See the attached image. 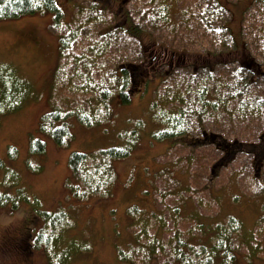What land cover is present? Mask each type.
I'll return each mask as SVG.
<instances>
[{"label":"rangeland","instance_id":"1","mask_svg":"<svg viewBox=\"0 0 264 264\" xmlns=\"http://www.w3.org/2000/svg\"><path fill=\"white\" fill-rule=\"evenodd\" d=\"M55 1L60 23L46 12L0 21V194L11 198L0 206V264H178V240L184 253H218L210 264H264V76L250 68L264 66V9L218 0L229 12L207 15V28L191 19L205 0ZM70 34L77 44L61 48ZM171 52L186 66L167 67ZM123 65L137 82L128 104ZM58 111L71 115L63 146L40 132ZM205 131L233 146L222 156ZM33 138L45 154L30 153ZM110 148L129 151L112 161L111 181L73 177L71 153L89 155L93 170L94 153ZM41 213L63 222L52 230ZM44 229L54 239L37 248Z\"/></svg>","mask_w":264,"mask_h":264},{"label":"trees","instance_id":"2","mask_svg":"<svg viewBox=\"0 0 264 264\" xmlns=\"http://www.w3.org/2000/svg\"><path fill=\"white\" fill-rule=\"evenodd\" d=\"M205 3L207 5V9L204 11L205 15L202 13H197L194 18L191 17V19H195L196 21L198 20H205L204 24L207 26H213L208 18L206 17L207 15L213 16L218 13L227 15L229 10L226 9L223 5H220L218 0H205ZM254 3L256 5H259L261 9H264V0H254ZM37 12H42V13H50L53 14V19L60 23V20L62 19V12L61 9L58 7L56 4L55 0H0V21L3 20H12V19H18L20 17L24 16H29L33 15L34 13ZM260 13L264 14V10L260 11ZM164 15V13H163ZM55 23V22H54ZM58 24L55 26H52V28H56ZM110 29V28H109ZM123 31L124 28H122ZM227 30V29H226ZM227 31H230L227 30ZM113 33L117 31H112ZM244 35V34H243ZM69 37H61L60 42H61V48L68 49L69 47L71 48L73 44H77V41L75 40L76 37H72L73 35H68ZM70 40H72V43H70ZM112 41V38L109 39V42L103 46L105 49L108 48V45H110ZM68 42V43H67ZM98 49V48H97ZM95 49H93L94 51ZM101 50L99 52V56L101 54ZM253 61V60H252ZM256 63L255 61H253ZM122 69H120V72L123 73L124 77V83H125V90H123L120 93L122 103L128 104L129 102V95L126 93L127 89L131 91V86L135 81L130 80V72L131 68L130 66H125ZM120 80L118 81V83ZM90 85H86L88 87ZM127 88V89H126ZM105 103H102L104 105ZM8 110H13V109H8ZM2 110L0 109V112ZM74 114V113H73ZM71 115H64L62 112H52L46 115L42 121L40 132H48L49 135L53 138L54 142L58 146H63L65 144V141L71 138V124L68 120V118ZM83 119V118H82ZM81 119V120H82ZM85 121H92L90 119V116L87 118H84ZM83 121V120H82ZM55 124H59L57 127L54 128ZM168 131H162L160 134V139H165V137H168ZM211 136V135H210ZM209 142L215 141L216 145L218 148L221 149H226L230 147L233 144H229L226 142V140L223 137H218L216 140L213 138H209ZM205 138V137H204ZM203 138V139H204ZM203 139H195L193 143H199L202 144ZM202 142V143H201ZM189 144V142H188ZM46 152V143L41 140V139H32L30 142V153L35 154V155H43ZM129 151L126 148H110L107 150L100 151L98 153H94L97 155V157H100L101 162L97 164V167L93 170L87 168V163L90 161L89 155L85 153H80V152H73L70 155L69 158V166L72 171L73 177H75L77 180H81L80 177L82 178L81 182L86 185L89 188H98V184L101 182L103 183L104 181H111V179L114 176V168H113V162L114 160L122 159L127 157ZM93 156L95 157V155ZM10 157H14V152L9 153ZM95 159V158H93ZM5 168L4 162L2 159H0V169ZM12 173L10 172V175ZM7 181V180H6ZM107 182V183H108ZM106 183V184H107ZM11 198L9 195L6 194H0V206L6 205L7 201H9ZM12 202V201H11ZM14 207L17 206V203H13ZM65 215V214H64ZM40 217H43L46 220H49V225H52L53 228L52 230L56 229V224H61L63 222V218L56 215V214H49V213H41L39 215ZM230 225L233 227V230L237 231L238 224L235 219L230 220ZM46 226V227H47ZM47 230L44 229V231H41V234L35 238V246L39 248L42 245H50V241L54 238H49L47 239L46 237V232ZM228 235H226L227 237ZM222 240L220 242L221 248L224 247L225 242L228 241L227 239ZM181 240L177 241V244L180 245L181 247L175 249L173 252V259L177 261L178 264H195L194 258H199L200 256L206 257V263L205 264H210L212 261V254L213 252L207 251V250H201L198 252H194L192 248L187 249L188 253H184L181 249L185 245L184 242H180ZM250 242L248 243V245ZM247 245V246H248ZM200 250V249H199ZM218 253H214L213 255H217ZM219 255V254H218ZM217 255V256H218ZM224 256L227 257L229 260L234 259V256L230 254L229 252H225ZM226 258V259H227ZM208 262V263H207ZM222 264H225V262H222Z\"/></svg>","mask_w":264,"mask_h":264},{"label":"flooded vegetation","instance_id":"3","mask_svg":"<svg viewBox=\"0 0 264 264\" xmlns=\"http://www.w3.org/2000/svg\"><path fill=\"white\" fill-rule=\"evenodd\" d=\"M168 55V53H167ZM156 57V58H155ZM167 60H169L168 62V66L167 67H170L171 69H180V68H183L186 66V64L188 63V59L187 57L184 55V53L182 55L180 54H176V53H173L171 52V55H170V59L167 57ZM166 60V61H167ZM162 59H161V56L159 53L156 52V54H154L152 56V60H151V66L153 67L154 70H157L158 68H162L160 67L161 64H162ZM255 64V67H250L253 72V74L255 75V80L256 79H259V78H262V76H264V66L261 65V64H258V63H254ZM146 67L147 64H146ZM193 69H198V66H196L195 64L192 66ZM249 68V66H248ZM149 70V69H148ZM153 74V77L155 78L156 81H158L160 83V79L162 76H158V70L156 72H152ZM141 77V76H140ZM136 82V81H135ZM139 85H141L142 87H144V81H139L138 82ZM137 86V82L135 84H133V88ZM203 134L207 135V136H213V138L216 139V136L214 134H210V133H207L206 131L203 132ZM215 136V137H214ZM230 155H227L226 156V159L227 158H230V157H233L234 155V152H228Z\"/></svg>","mask_w":264,"mask_h":264}]
</instances>
